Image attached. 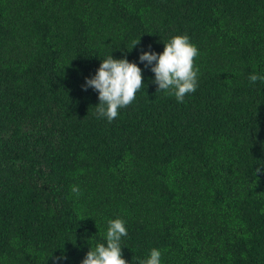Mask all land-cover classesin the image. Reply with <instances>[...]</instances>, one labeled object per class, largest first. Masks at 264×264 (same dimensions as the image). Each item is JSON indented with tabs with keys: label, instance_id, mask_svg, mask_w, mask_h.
<instances>
[{
	"label": "trees",
	"instance_id": "obj_1",
	"mask_svg": "<svg viewBox=\"0 0 264 264\" xmlns=\"http://www.w3.org/2000/svg\"><path fill=\"white\" fill-rule=\"evenodd\" d=\"M178 34L199 50L183 102L138 59ZM111 52L143 86L109 122L82 85ZM253 72L264 0H0V264H80L116 217L129 264L152 247L162 264H264Z\"/></svg>",
	"mask_w": 264,
	"mask_h": 264
},
{
	"label": "clouds",
	"instance_id": "obj_2",
	"mask_svg": "<svg viewBox=\"0 0 264 264\" xmlns=\"http://www.w3.org/2000/svg\"><path fill=\"white\" fill-rule=\"evenodd\" d=\"M137 43L138 41H134L133 47ZM198 54L199 50L191 43L190 38L186 34H178L164 42L162 52L158 53L149 47L148 50H141L138 59L154 73L153 82L158 91L174 95L177 101L183 102L185 95L195 92L198 86L199 66H194V58ZM142 79V68L137 62L130 61L127 56L114 58L111 52L102 57L94 75L85 77L82 88H92L98 93L96 113L111 122L118 116L120 108L135 99L137 91L143 86ZM248 79L252 83L258 80L264 82V73H250ZM262 170L264 169L257 168L256 172ZM71 191L78 193V186L73 185ZM127 234L128 229L123 218H109L103 233V242L91 243L90 250L80 264H129L122 255L121 246L122 238ZM161 256V250L152 247L138 264H162Z\"/></svg>",
	"mask_w": 264,
	"mask_h": 264
}]
</instances>
